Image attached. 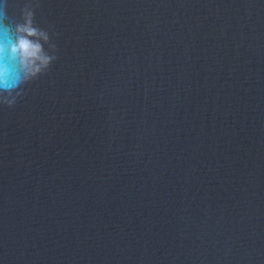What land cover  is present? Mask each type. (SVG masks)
I'll return each instance as SVG.
<instances>
[{
    "label": "water",
    "instance_id": "water-1",
    "mask_svg": "<svg viewBox=\"0 0 264 264\" xmlns=\"http://www.w3.org/2000/svg\"><path fill=\"white\" fill-rule=\"evenodd\" d=\"M26 7L0 264H264V0H0V40Z\"/></svg>",
    "mask_w": 264,
    "mask_h": 264
},
{
    "label": "clouds",
    "instance_id": "clouds-1",
    "mask_svg": "<svg viewBox=\"0 0 264 264\" xmlns=\"http://www.w3.org/2000/svg\"><path fill=\"white\" fill-rule=\"evenodd\" d=\"M9 30L6 26V31ZM10 38L0 40V103L15 105L22 94L21 85L43 74L57 58L31 37L43 36L50 40L49 33L34 25V11L26 7L23 22H17L11 29ZM55 49V45H50ZM10 64L15 71H10Z\"/></svg>",
    "mask_w": 264,
    "mask_h": 264
},
{
    "label": "snow or ice",
    "instance_id": "snow-or-ice-1",
    "mask_svg": "<svg viewBox=\"0 0 264 264\" xmlns=\"http://www.w3.org/2000/svg\"><path fill=\"white\" fill-rule=\"evenodd\" d=\"M7 39V38H6Z\"/></svg>",
    "mask_w": 264,
    "mask_h": 264
}]
</instances>
